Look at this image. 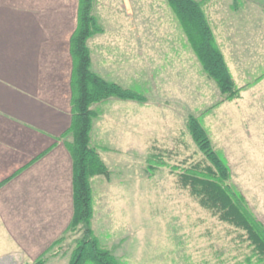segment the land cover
Segmentation results:
<instances>
[{
  "label": "rangeland",
  "instance_id": "rangeland-1",
  "mask_svg": "<svg viewBox=\"0 0 264 264\" xmlns=\"http://www.w3.org/2000/svg\"><path fill=\"white\" fill-rule=\"evenodd\" d=\"M198 1L240 89L234 99L226 98L197 61L167 0H133L131 9L122 0L93 2L92 13L103 24L101 33L119 34L124 38L121 42L126 35L138 38L134 41L136 82L130 88L147 98L144 103L112 98L92 107L98 116L90 145L110 175L91 178V228L121 264H264V254L251 245L246 231L204 208L179 178L184 167L203 158L187 127L188 117L194 115L207 129L218 156L219 150L227 158L229 164L220 157L245 196L241 204L264 220V202L255 194L264 190V185L256 184L264 171L256 173L257 145L254 137L246 136L264 106L260 100L258 106H251L240 98L241 88L260 89L264 80V0ZM169 37L183 41L180 61L170 51L146 59L142 49L146 41L171 48L174 44L165 42ZM149 64L152 73L161 70L160 64L165 71L147 81ZM64 232L56 233L60 235L56 240ZM81 234V226L67 232L60 244L48 251L55 240L39 258L45 257V264H68ZM7 242L0 246L9 249L12 245ZM26 261L35 264L37 259Z\"/></svg>",
  "mask_w": 264,
  "mask_h": 264
},
{
  "label": "crops",
  "instance_id": "crops-1",
  "mask_svg": "<svg viewBox=\"0 0 264 264\" xmlns=\"http://www.w3.org/2000/svg\"><path fill=\"white\" fill-rule=\"evenodd\" d=\"M78 3L0 0V231L3 229L4 234L0 244L5 245L9 237L12 245L9 249L0 246V264H24L27 259L34 262L72 219L73 161L67 147L72 139L66 131L72 121L70 38L77 25ZM122 3L131 9L133 0ZM119 36L100 33L88 40L91 68L107 81L130 88L136 82L134 41L138 38L126 35V41L121 42L124 38ZM146 42L142 46L146 59L154 60L156 52L164 57L165 51L175 54L179 61L182 58L181 38H166L165 42L174 44L171 48L156 47L151 39ZM160 66L159 72L152 73L149 64L147 81L153 80L152 74L165 71ZM262 82L260 89L253 85L241 88L240 98L257 106L260 100L264 106ZM252 126L246 129V136L255 138V171L263 172L264 113L255 117ZM218 153L229 164L225 155ZM229 175L234 194L244 203V194ZM256 184L264 185V172ZM255 194L264 202L263 189ZM249 211L264 231L262 217Z\"/></svg>",
  "mask_w": 264,
  "mask_h": 264
},
{
  "label": "trees",
  "instance_id": "trees-1",
  "mask_svg": "<svg viewBox=\"0 0 264 264\" xmlns=\"http://www.w3.org/2000/svg\"><path fill=\"white\" fill-rule=\"evenodd\" d=\"M167 1L179 19L206 74L216 82L227 99L238 97L240 89L236 86L216 43L201 3L198 0ZM93 2L94 0H79L77 25L70 38L72 121L66 134L73 138L72 142L67 143L73 161V215L67 230L48 251L60 244L67 232L76 231L78 226H81V237L68 264H121L110 250L102 246L91 228L94 215L91 178L110 175L99 153L90 145L93 121L98 116L92 107L112 97L141 103L146 102L147 98L135 90L107 81L92 70L88 40L103 31L97 17L92 13ZM187 127L203 158L183 168V172L179 174L182 186L188 189L204 208H211L221 220L245 230L255 250L264 252V231L248 215L234 194L229 184L228 168L216 153L206 129L194 115L188 117ZM46 262L47 259L42 257L37 259L35 264Z\"/></svg>",
  "mask_w": 264,
  "mask_h": 264
}]
</instances>
